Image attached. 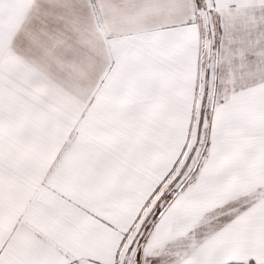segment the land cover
Wrapping results in <instances>:
<instances>
[{
    "label": "snow or ice",
    "instance_id": "snow-or-ice-1",
    "mask_svg": "<svg viewBox=\"0 0 264 264\" xmlns=\"http://www.w3.org/2000/svg\"><path fill=\"white\" fill-rule=\"evenodd\" d=\"M184 2L53 104L63 33L33 45L32 0H0V264H264V0Z\"/></svg>",
    "mask_w": 264,
    "mask_h": 264
},
{
    "label": "crops",
    "instance_id": "crops-1",
    "mask_svg": "<svg viewBox=\"0 0 264 264\" xmlns=\"http://www.w3.org/2000/svg\"><path fill=\"white\" fill-rule=\"evenodd\" d=\"M187 14L184 0H97L94 9L88 6V0H32L22 31L25 39L38 46L41 34L58 24L66 39L61 49L63 63L55 70L54 79L43 83L42 88L53 104L84 103L105 59V35L115 37L158 28ZM238 15L242 17L243 13ZM35 140L42 141V135L37 134ZM25 147L31 151L32 143ZM107 207L113 208L112 214L118 219L127 211L120 201ZM166 239L169 248H176L188 237L175 234Z\"/></svg>",
    "mask_w": 264,
    "mask_h": 264
},
{
    "label": "rangeland",
    "instance_id": "rangeland-1",
    "mask_svg": "<svg viewBox=\"0 0 264 264\" xmlns=\"http://www.w3.org/2000/svg\"><path fill=\"white\" fill-rule=\"evenodd\" d=\"M228 15L230 20H238L241 18L238 14L234 15L233 13H229Z\"/></svg>",
    "mask_w": 264,
    "mask_h": 264
}]
</instances>
